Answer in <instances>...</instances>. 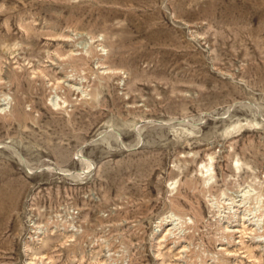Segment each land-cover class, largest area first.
I'll use <instances>...</instances> for the list:
<instances>
[{"label":"rangeland","instance_id":"1","mask_svg":"<svg viewBox=\"0 0 264 264\" xmlns=\"http://www.w3.org/2000/svg\"><path fill=\"white\" fill-rule=\"evenodd\" d=\"M0 264H264V0H0Z\"/></svg>","mask_w":264,"mask_h":264}]
</instances>
